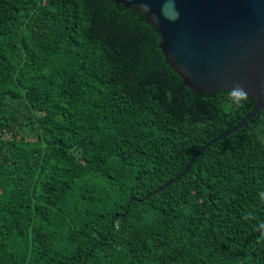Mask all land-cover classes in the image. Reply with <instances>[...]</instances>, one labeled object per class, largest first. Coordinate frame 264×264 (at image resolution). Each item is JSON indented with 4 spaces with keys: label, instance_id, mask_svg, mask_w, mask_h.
<instances>
[{
    "label": "trees",
    "instance_id": "1",
    "mask_svg": "<svg viewBox=\"0 0 264 264\" xmlns=\"http://www.w3.org/2000/svg\"><path fill=\"white\" fill-rule=\"evenodd\" d=\"M161 43L115 0H0V264H264V109L176 179L255 101Z\"/></svg>",
    "mask_w": 264,
    "mask_h": 264
},
{
    "label": "water",
    "instance_id": "2",
    "mask_svg": "<svg viewBox=\"0 0 264 264\" xmlns=\"http://www.w3.org/2000/svg\"><path fill=\"white\" fill-rule=\"evenodd\" d=\"M115 2L141 13L154 26L167 62L192 91L210 95L240 83L255 101L253 112L202 148L179 179L205 149L242 129L264 109V0H148L149 12L143 10L142 0ZM176 10L178 20L166 18L174 17ZM174 182L168 181L145 198Z\"/></svg>",
    "mask_w": 264,
    "mask_h": 264
},
{
    "label": "clouds",
    "instance_id": "3",
    "mask_svg": "<svg viewBox=\"0 0 264 264\" xmlns=\"http://www.w3.org/2000/svg\"><path fill=\"white\" fill-rule=\"evenodd\" d=\"M142 7L145 12H149L148 0H142ZM167 19L175 22L179 19V11L176 10V15L174 17H166ZM249 99L247 90L240 84L235 83L230 89L227 90L225 109L230 110L233 108H243ZM264 197V193L261 194ZM251 215V213H249ZM256 231L260 233L262 239H264V221L259 222L256 227Z\"/></svg>",
    "mask_w": 264,
    "mask_h": 264
}]
</instances>
